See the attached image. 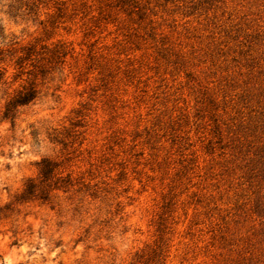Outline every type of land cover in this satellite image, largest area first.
Segmentation results:
<instances>
[{"label": "rangeland", "instance_id": "rangeland-1", "mask_svg": "<svg viewBox=\"0 0 264 264\" xmlns=\"http://www.w3.org/2000/svg\"><path fill=\"white\" fill-rule=\"evenodd\" d=\"M0 264H264V0H0Z\"/></svg>", "mask_w": 264, "mask_h": 264}, {"label": "trees", "instance_id": "trees-1", "mask_svg": "<svg viewBox=\"0 0 264 264\" xmlns=\"http://www.w3.org/2000/svg\"><path fill=\"white\" fill-rule=\"evenodd\" d=\"M36 97L35 91L33 89H23L17 96L12 98L7 106L5 111V117L10 118L15 115L14 111L20 107L30 104ZM42 169L41 174L44 179H47L53 174V168L51 165V162L48 160H43L41 163ZM34 193V187L32 186L31 182L27 185L26 188V195H33Z\"/></svg>", "mask_w": 264, "mask_h": 264}]
</instances>
